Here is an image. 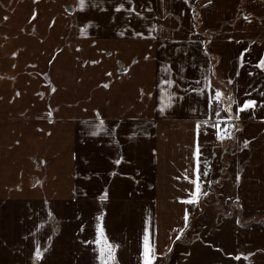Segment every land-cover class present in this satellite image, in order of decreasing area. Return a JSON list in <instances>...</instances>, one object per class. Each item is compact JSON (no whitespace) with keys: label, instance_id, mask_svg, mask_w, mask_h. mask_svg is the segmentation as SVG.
Masks as SVG:
<instances>
[{"label":"crops","instance_id":"obj_1","mask_svg":"<svg viewBox=\"0 0 264 264\" xmlns=\"http://www.w3.org/2000/svg\"><path fill=\"white\" fill-rule=\"evenodd\" d=\"M211 2L0 0V264H264V0ZM218 148L246 222L203 218Z\"/></svg>","mask_w":264,"mask_h":264},{"label":"rangeland","instance_id":"obj_2","mask_svg":"<svg viewBox=\"0 0 264 264\" xmlns=\"http://www.w3.org/2000/svg\"><path fill=\"white\" fill-rule=\"evenodd\" d=\"M189 6L192 8V12L200 14L201 18V11L204 7H208L211 5V0H187ZM200 27L202 25V18ZM194 23V22H193ZM199 27V28H200ZM215 138L219 141H225L227 138H234V135L232 134V130L225 138L219 137V131L221 129V125L215 127ZM217 155L215 159L213 160V163H211L208 166L207 174H206V187H211V193L207 195V202L208 203H214L213 205L208 206L205 211H203V218H213L212 216H218L221 213L224 215H234L237 218L241 217L243 222H246L245 220L247 218V214L242 212L238 205L234 202V198L232 195L233 191V185H234V172L233 167L230 165L227 167V164L223 162V157H221V151L218 148L216 151ZM231 161L233 159L231 158ZM227 174L225 179H223V175ZM223 179V181L221 180ZM243 214V215H242ZM261 220H264V215L260 216ZM173 260V259H172ZM169 264L173 263L170 260L168 261Z\"/></svg>","mask_w":264,"mask_h":264},{"label":"snow or ice","instance_id":"obj_3","mask_svg":"<svg viewBox=\"0 0 264 264\" xmlns=\"http://www.w3.org/2000/svg\"><path fill=\"white\" fill-rule=\"evenodd\" d=\"M129 2H131V0H129ZM79 6L81 8L84 7V0H80ZM124 8H125L124 3H120V4H118L116 6V10L117 11H120L121 9H124ZM132 10L134 11L135 9H132ZM5 19H7V17H5ZM259 67L262 68V69H264V58H261L259 60ZM168 70L169 69H167V68L165 69V71H168ZM166 83L172 84V83H175V82L172 81V80H169V81H166ZM229 83H232V81L229 80ZM173 95H175V93H173ZM221 96H222V93L220 91H216L215 92L214 99L217 101L218 104L220 102ZM208 99L209 98L206 96V98H205V104H207ZM229 99H231V97H229ZM255 103L256 102L254 100H252V99L244 100L243 103L240 106V109L241 110L247 109L249 106L255 105ZM225 118L230 119L231 117H225ZM101 123H103V122H101ZM199 128H200V125H199V123H197V125H196L197 133L199 132ZM217 134H219V133H217ZM245 143H247V142H245ZM117 163H119V161H117ZM197 179H198V174H197ZM193 186L195 188V191L192 193L191 198L188 200L189 203L196 202V200L198 199L197 193H200V185H199V183H196L194 181ZM105 196H106V193H105ZM103 198H105V197L102 196L101 199H103ZM99 235L102 236V237L104 236V231H103V228L102 227L99 228ZM145 241H147V237H145ZM96 243L99 244L100 241H96ZM116 247H118V245L117 246H114L110 242L107 241V238L106 237L104 238V246L103 247H100L98 249V251L100 253L99 259L101 261V264H115V251H116ZM36 255H37V257H40L41 256V252L40 251H37L36 252ZM157 255H163V253L157 254L154 248H152L150 250L149 247H148V245H147V243H146L145 246H144V251L142 253L143 264H153V261L157 258Z\"/></svg>","mask_w":264,"mask_h":264},{"label":"built area","instance_id":"obj_4","mask_svg":"<svg viewBox=\"0 0 264 264\" xmlns=\"http://www.w3.org/2000/svg\"><path fill=\"white\" fill-rule=\"evenodd\" d=\"M231 132V128L229 125H221V129L219 131V137L220 138H225V136H227V134H229Z\"/></svg>","mask_w":264,"mask_h":264},{"label":"trees","instance_id":"obj_5","mask_svg":"<svg viewBox=\"0 0 264 264\" xmlns=\"http://www.w3.org/2000/svg\"><path fill=\"white\" fill-rule=\"evenodd\" d=\"M200 14L198 13H195L193 11V22H194V26H195V29L198 30V28L200 27V24H201V20H200Z\"/></svg>","mask_w":264,"mask_h":264}]
</instances>
